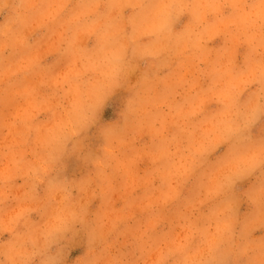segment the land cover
<instances>
[{"label":"clouds","instance_id":"obj_1","mask_svg":"<svg viewBox=\"0 0 264 264\" xmlns=\"http://www.w3.org/2000/svg\"><path fill=\"white\" fill-rule=\"evenodd\" d=\"M0 264H264V0H0Z\"/></svg>","mask_w":264,"mask_h":264}]
</instances>
